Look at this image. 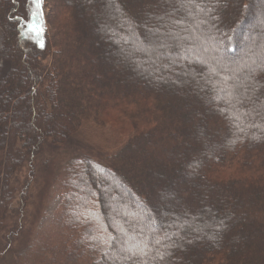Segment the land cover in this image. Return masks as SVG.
<instances>
[{"label":"trees","instance_id":"trees-1","mask_svg":"<svg viewBox=\"0 0 264 264\" xmlns=\"http://www.w3.org/2000/svg\"><path fill=\"white\" fill-rule=\"evenodd\" d=\"M261 1L43 0L41 47L22 34L35 5L0 0L3 250L31 159L96 141L44 176L62 198L16 264H264V31L244 40Z\"/></svg>","mask_w":264,"mask_h":264},{"label":"rangeland","instance_id":"rangeland-1","mask_svg":"<svg viewBox=\"0 0 264 264\" xmlns=\"http://www.w3.org/2000/svg\"><path fill=\"white\" fill-rule=\"evenodd\" d=\"M41 11H42V14L44 15V13L47 12V9L46 11L45 9L44 11L43 9H41ZM249 11H250L249 15L253 17V21H252L253 25L249 29L244 28L245 33H246V35H244V40L247 44V47L251 48L254 43V38L251 35L253 34L255 37H257L259 32L264 31V0H262L261 3H258V5L256 6V14H255V10L253 6ZM32 22L33 21L31 20L30 23ZM42 26L44 29L42 39L44 40L45 35L48 33V27L46 26L45 21H43ZM28 34L31 37L35 38L34 32H28ZM239 39H243L241 35L239 36ZM12 53L14 56H16L17 54L15 50H13ZM249 54L251 56V53ZM258 54L260 55V53ZM48 62L49 61L47 60L46 63ZM15 118L16 116L12 117L13 122L15 121ZM23 120H26L25 113L23 115ZM108 130H109L108 128L104 130V134L106 136H109V134H107ZM91 131L93 130L88 129L87 131H85L84 138H81L82 135L72 137L70 139L71 142L63 148L62 147L61 148L50 147L48 146L49 144H47V146L43 148L37 154V156H35L34 159H31V162L34 165V169L39 179L37 181V185H34L31 188V192H30L31 201L26 207L25 219L22 216L18 215V210L20 209V204H21L19 197L12 203V206L14 204V207H15V210L12 211V214H11L13 215L11 217L12 220L9 225L3 228V230L6 229L5 232H8L12 228L16 230L10 233V236H12L13 241H10V243H8L7 246L3 244V246L5 247L4 250H3V247L0 245V264H16L17 253L21 251L25 247L26 244H30L35 234L46 229L49 226V224L52 222L54 218V214H55V209L59 205L62 195L60 194L58 190V185L50 189L49 195H48L47 194L48 192L46 193V189H48L47 187L49 186L50 183L44 184L45 181L43 180V178H45L44 176L46 174H50V176L53 177L54 173L57 170H59V167L64 161V159H66L69 156H77L80 154H86L88 156H91V155L95 156L96 151L93 150L94 146L92 144L94 143L96 144V141L94 139V142H93L92 138H94V135L91 133ZM97 135L98 133L95 132V136ZM29 162L30 160H26V163L24 164L23 168L20 170V172L16 174L14 178V182H15L14 184L18 188H21L23 181L26 179L28 175V170L30 168L28 165ZM44 164H48L47 169L44 167ZM41 180L43 182H41ZM109 184L112 190L121 192L124 195L126 194L121 188L114 185L112 181H110ZM161 206L163 205L161 204ZM17 225H18V228H17ZM3 233L4 231H2L0 234H3ZM2 256L3 258L1 259Z\"/></svg>","mask_w":264,"mask_h":264},{"label":"snow or ice","instance_id":"snow-or-ice-1","mask_svg":"<svg viewBox=\"0 0 264 264\" xmlns=\"http://www.w3.org/2000/svg\"><path fill=\"white\" fill-rule=\"evenodd\" d=\"M30 2L35 5V10L32 11V13H31V17H32L33 22L28 25L26 32H24L22 34L27 37L28 32H34L35 38L37 39L40 46L43 47L42 35H43L44 29L42 26L43 21H42V11H41L43 0H30ZM164 238L170 239V237H167L166 235ZM155 243L156 244L161 243V238L159 236L155 239ZM148 247H149V245L147 243H144L143 247H140V245L137 244L135 246L136 251H133V249H130V248H124L123 251L126 253H131V255L127 256L126 258L132 259L136 255H139L141 257L147 256L148 255ZM163 257H164V254L159 253V258L163 259ZM139 264H147V261L144 259H141L139 261Z\"/></svg>","mask_w":264,"mask_h":264}]
</instances>
